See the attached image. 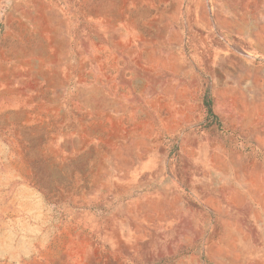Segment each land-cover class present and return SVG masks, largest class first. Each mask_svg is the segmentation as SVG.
<instances>
[{"label":"rangeland","instance_id":"374dc122","mask_svg":"<svg viewBox=\"0 0 264 264\" xmlns=\"http://www.w3.org/2000/svg\"><path fill=\"white\" fill-rule=\"evenodd\" d=\"M0 264H264V0H0Z\"/></svg>","mask_w":264,"mask_h":264},{"label":"trees","instance_id":"16d2710c","mask_svg":"<svg viewBox=\"0 0 264 264\" xmlns=\"http://www.w3.org/2000/svg\"><path fill=\"white\" fill-rule=\"evenodd\" d=\"M204 106H205V108H206V112H207V118H214L215 116L213 115V113H212V108H211V103H210V101H208V100H204Z\"/></svg>","mask_w":264,"mask_h":264}]
</instances>
